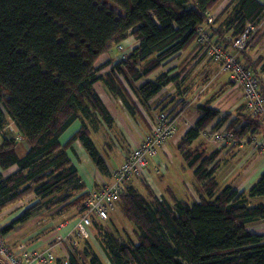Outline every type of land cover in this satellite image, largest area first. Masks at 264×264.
<instances>
[{
	"label": "trees",
	"instance_id": "obj_1",
	"mask_svg": "<svg viewBox=\"0 0 264 264\" xmlns=\"http://www.w3.org/2000/svg\"><path fill=\"white\" fill-rule=\"evenodd\" d=\"M219 1L0 0V132L8 135L11 120L28 148L19 157L18 143L0 138V214L31 196L36 199L0 226V237L39 210L58 207L61 212H86L88 192L71 160H77L73 146L79 144L95 171L110 178L91 129L98 122L113 125L93 85L102 82L130 116L140 113L128 91L131 83H140L138 99L145 105L168 86L173 100H183L187 69L207 58L208 47L195 44L196 30ZM232 4L219 23L220 15L214 16L210 32L211 39L228 50L247 27L257 29L264 20V0H233ZM128 36L137 46L111 65L108 75H98V60ZM197 48L200 51L194 52L187 69L188 56L162 71L172 59ZM245 51L239 53L238 63L257 75L264 99V78L257 72L264 71L262 59L252 60ZM118 74L125 77L128 88ZM196 111V121L181 133L178 151L200 186V201H181L167 191L169 204L145 186L148 201L130 184L118 202L136 238L120 242L100 226L103 222L91 220L108 264H264V234L247 231L264 221V203H256L264 198V170L246 191L238 192L232 185L219 190L215 169L221 153L206 154L195 143L205 129L219 128L230 116L216 122L220 111L212 102L198 105ZM76 122L78 129L62 144L61 138ZM226 128L237 146L259 135L264 142V114L249 115L244 106L236 109ZM77 242L87 246V264H103L84 239L73 245ZM70 248L75 251V246ZM73 254L56 257L54 264H79ZM0 264L5 263L0 259Z\"/></svg>",
	"mask_w": 264,
	"mask_h": 264
},
{
	"label": "rangeland",
	"instance_id": "obj_2",
	"mask_svg": "<svg viewBox=\"0 0 264 264\" xmlns=\"http://www.w3.org/2000/svg\"><path fill=\"white\" fill-rule=\"evenodd\" d=\"M232 1L233 0H220L210 12V14L214 15L215 17L220 15L218 23L222 18L230 13L233 6ZM254 30L255 31L253 32L250 42L247 46V50L245 49L246 51H244L249 55V57H251L252 60L261 58L263 65L262 68H264V20L261 22L260 27L258 26L257 29ZM124 46V50L130 52L132 48L137 46V42L133 37L128 36L127 40L124 42ZM193 47L196 46L194 45ZM197 51H200V49L197 48L196 51L190 49L186 53H182V55L172 59L165 66H163L162 71L176 66L188 56L190 61L187 59V61L184 63V68L187 69L192 63V55ZM118 56L119 55L115 49L111 50L106 55H103V57L100 59V63L99 61L96 63L98 68L97 71H102L104 72L103 75L106 73V75H108L110 69L106 71V66L115 65L117 63L116 59ZM187 71L188 78L181 89V96H183L181 98H183L184 103L187 105L184 106L183 104L184 110L182 111V116L179 120L176 119L179 135H176L169 142V144L167 143V145L163 148V153L159 152L156 159L147 160L148 170L142 178H133L131 182V184L133 182L135 183V188L148 201L149 199L144 191L145 186L149 187L159 198H164L169 204L170 202L166 196L167 191L172 192L174 197L181 201L189 203L200 201L202 193L200 186L195 182L192 172L187 169L183 159L181 158L180 152L178 151L180 139L182 138L181 133L185 129L183 122L184 120H189V122H191L189 118L194 116L198 105L204 104L206 102H212V106L220 111V115L216 122L227 116H230L225 125L227 127V124L233 120L236 109L239 106H243L240 95L241 92H237L236 90L232 91L227 75L221 73L218 66L212 64L209 60H207V58L204 57L203 59H200V61L195 65L189 67ZM258 76L264 78V71H258ZM118 77L125 87L128 88L129 85L125 77V80L120 74H118ZM138 86V82L131 83L128 91L133 101L139 107L140 113L135 116H130L123 108L121 102H116V105H114V101L110 99L109 103L115 108L117 119L115 120L111 115L113 119V125L111 127H107L101 122H98L91 129L92 139L99 151L105 155L109 154L114 160L120 162V165L134 150L139 147V138L144 136L149 131L148 120L151 119L153 114L159 112L160 110H167L171 108L174 100H176H173V94L168 95L172 90V87L170 86L171 89L169 88L164 90L156 100H152L153 102H149L147 105H145L138 99L139 96L136 89ZM104 88V84L99 82L95 84L93 91L95 93H101ZM177 111H179V107L175 108V112ZM175 112L174 118L176 117ZM190 124H192V122ZM75 126L79 127V122L75 123ZM226 127L225 129H227ZM72 134V129L66 132L61 138V143L63 144ZM261 141H263V139L261 135H259L254 137L251 143L243 142L239 146L236 144L231 146L230 149H227L228 146H225L226 148L222 146H212L211 144L206 143V141H204L200 136L199 140L196 141L195 144L203 146L206 154H211L217 150L221 153L217 160L215 169V177L218 182L219 190H221L223 187L232 185L235 181H238V174L243 175L242 172L247 171L245 173V177L243 178V182H246V180L249 178L252 179L254 176L258 175L263 164H256V159L264 162V152L256 146V144ZM17 146L22 148L23 143H20ZM24 146H26L25 142ZM74 146L76 150H78L77 148H80L79 144H75ZM79 159L80 158L78 155L77 160ZM75 160L76 159L73 158L75 165H80L79 169H83L81 161L76 160V162ZM80 179L82 181L81 177ZM238 190H241V188L239 187ZM27 200L28 201L23 200L21 205H18L16 209H12L10 214L15 212V216H17L28 207L34 205L36 201L34 197L31 201L30 199ZM57 208H53L49 211L39 210L33 214V216L37 213L40 214L45 212L46 214L35 224L33 230L35 235L33 237L38 238V240H42L49 236V238L45 239V242L48 244L51 241V234L55 232L58 224L62 223L63 225L68 226L75 219H78L83 215L82 218L86 217L90 223L89 237L82 239L87 242L86 244H89L91 250L97 256H99L103 264H108V260L102 250L100 242L96 239L95 231L92 226L91 220L95 222L93 218L96 216L92 214H86V212L80 215V211L78 209H68L61 212ZM53 212H55L57 215L50 214ZM4 216H6V214ZM33 216L31 218H33ZM2 220H4V218ZM100 226H102L103 229L109 231V233L112 235L116 236V239L120 242L125 243L124 239L126 238H136L133 226L122 218V206L120 202H116L114 211ZM29 229L32 228L29 227ZM247 231L251 233L264 234V221H260L252 226H248ZM19 235H21L19 241L25 240L27 236L26 234ZM78 239L79 237L75 234L67 239L63 238L62 244L65 256H69L70 254L74 253L73 256H75V259L79 264H87V259L84 254V250L87 247L85 246V242H77L76 245H73V242H76ZM38 242L39 241H37V243ZM37 243L34 245L32 244V246H37ZM28 246L26 247L29 249L32 248ZM70 246H75V251H72ZM52 253L55 258L61 256L62 254V252H58L56 250H52Z\"/></svg>",
	"mask_w": 264,
	"mask_h": 264
},
{
	"label": "built area",
	"instance_id": "obj_3",
	"mask_svg": "<svg viewBox=\"0 0 264 264\" xmlns=\"http://www.w3.org/2000/svg\"><path fill=\"white\" fill-rule=\"evenodd\" d=\"M214 22V15L207 14L206 21L199 25L196 30L195 44L197 46L208 47L207 58L219 66L221 73L227 75L231 90L241 92L245 113L254 117L262 116L264 114V99L260 97L258 77L251 69L245 68L237 60L239 53L244 51L246 43L250 41L255 31L254 28L247 27L240 37L229 43L231 49L228 50L222 43L211 39L210 32ZM227 40L230 41L229 38ZM115 49L119 55L116 59L117 62L124 59L128 53L124 50V42L116 45ZM180 103H182L181 99L176 102L175 106ZM175 106L153 114L151 119L148 120L149 131L139 138V147L118 168L111 170L109 183L102 184L99 189H92L88 192V198L84 203L86 214L95 215L99 221L105 222L114 211L115 204L119 201L120 195L130 186L132 179L142 178L146 174L148 170L147 160L153 159L158 155L160 150H163L167 143L176 135H179L176 119H180L181 112H175ZM189 126L186 124L185 128ZM225 127V125L217 129L209 127L202 132L201 137L204 141L214 144L216 147L228 146L227 149H230L231 146L236 144V141L234 140L233 133L228 132ZM7 132L8 135L6 136H3V133L0 132V138L24 144L22 136L18 133L17 128L11 120L8 121ZM256 146L264 152L263 141L258 142ZM81 218L71 222L68 225L70 227L68 231H64L65 226H60L56 236L57 241H61L63 238L67 239L73 234L79 238H88L90 222L86 217ZM0 259L5 264L55 263V257L51 248L29 249L22 245L12 251L8 248L5 239L2 237H0Z\"/></svg>",
	"mask_w": 264,
	"mask_h": 264
},
{
	"label": "crops",
	"instance_id": "obj_4",
	"mask_svg": "<svg viewBox=\"0 0 264 264\" xmlns=\"http://www.w3.org/2000/svg\"><path fill=\"white\" fill-rule=\"evenodd\" d=\"M103 57V56H102ZM101 57V58H102ZM117 57V56H116ZM115 57V58H116ZM100 58V59H101ZM100 59L98 60L99 61V63H100ZM110 66L111 65H108V66H106L107 68H105V70L107 71L108 69H110ZM96 68H97V66H96ZM259 69V68H258ZM165 70H167V69H165ZM103 73L104 72H102V71H99L98 72V75H100V76H103ZM140 84V83H139ZM94 86L95 85H93V87H92V89H94ZM170 88V86H168V87H166V89H164V90H167V89H169ZM163 90V91H164ZM163 91L161 92V93H163ZM171 92V91H170ZM97 93V92H96ZM160 93V94H161ZM159 94V95H160ZM97 95H98V97L101 99V101H102V103H103V105L105 106V108L107 109V111L109 112V114H110V116L112 115L113 116V118L116 120L117 118H116V112H115V108L109 103V100L111 99V100H113L114 101V105H116V102H118V103H120V101H118V100H115L111 95H110V93L107 91V89H105L104 88V90L101 92V93H97ZM159 95H157L154 99H152L153 101L154 100H156L157 99V97H159ZM169 95V94H168ZM152 100H150L149 102L151 103V102H153ZM187 104L186 103H184V106H186ZM172 106H174V104L172 105ZM184 106H183V104L181 105V106H179V112H181V114H180V116H182V111L184 110L183 108H184ZM190 120H191V122H192V124H193V122L194 121H196V119H197V111L195 112V114H194V116L193 117H190L189 118ZM191 122H189V120H184V122H183V125H184V127L186 126V124H188V125H192V124H190ZM77 123V122H76ZM224 125H226V124H223V125H221V126H224ZM72 129V133L74 134L75 132H76V130L78 129V126H75V123L72 125V127L69 129V130H71ZM68 130V131H69ZM67 131V132H68ZM72 134V135H73ZM202 138V137H201ZM203 139V138H202ZM204 140V139H203ZM206 143H208L207 141H206ZM77 144V143H76ZM169 144V143H168ZM208 144H210V143H208ZM75 145V144H74ZM212 146H214V144H211ZM236 145V144H235ZM79 147H80V145H79ZM216 147V146H215ZM73 148H74V151H75V153H76V155H77V159H78V155H79V160L81 161V164H82V168L83 169H79V166L77 165H75V163L73 162V158H71V160H72V162H73V164L75 165V167H76V169H77V171H78V173H79V175H80V177L82 178V181H83V183H84V185H85V187H86V191L87 192H89V191H91L92 189H94V184H96L97 185V188L96 189H99L100 188V185H102V184H107V183H109V179L110 178H104V177H101L96 171H95V168H94V166H93V164L91 163V161L89 160V158L86 156V154L83 152V150H82V148L80 147V148H77L78 150H76L75 149V146H73ZM27 145L26 146H24V144H23V147L22 148H19V147H16V153H17V155L19 156V157H22V156H24L25 155V153L27 152ZM159 152H162L163 153V150H160ZM101 154H102V156H103V158L105 159V161H106V163H107V165H108V168L110 169V172H111V170H114V169H116V168H118L119 167V165H120V162H118V161H116V160H114L109 154H107V155H105V154H103L102 152H101ZM157 158V155L153 158V159H156ZM79 160H77V161H79ZM257 160V162H256V164H258V165H262L263 164V166H261V170L259 171V173H258V175L257 176H254L252 179H248V180H246V182H243V178L245 177V173L247 172V171H245V172H242L243 173V175H240V174H238L239 175V179H238V181H235L233 184H232V186H233V188L234 189H236L238 192H242V191H246L252 184H253V182L258 178V176H259V174L264 170V162H261V161H259L258 159H256ZM76 161V160H75ZM76 161V162H77ZM134 182L131 184L133 187H135L134 186ZM241 188V190H238V188ZM138 191V190H137ZM139 192V191H138ZM27 199H30V201L33 199V196H31V198L29 197V198H27ZM27 199H24V201L26 200V201H28ZM23 201H20L19 203H17V204H15L14 206H12V207H10V208H8V209H6V210H4L1 214H0V226L1 225H3V224H6L9 220H11L14 216H15V212L13 213V214H10L11 213V211H12V209H16V207L18 206V205H21V203H22ZM256 203H264V198L263 199H259V200H256ZM44 211V210H43ZM41 212V211H40ZM6 214V216H4ZM50 214H56L55 212H53V213H50ZM49 214V215H50ZM46 214H45V212L44 213H40V214H36V215H34L33 216V218H31L29 221H27L26 223H24V224H22L21 226H19L18 228H16V230L15 231H13V232H11V233H9V234H7L6 236H4V239H5V241H6V243H7V245H8V247L12 250V251H14L17 247H19V246H22V245H24L25 247L26 246H28V245H30V246H28V247H32V248H51L52 250H56V251H58V252H62V254H61V256H65V252H64V249H63V244H62V242H63V239L61 240V241H57V239H56V236H57V233H58V231H59V228H60V226H65V228H64V231H68L69 229H70V227H68L67 225H63L62 223L61 224H58L57 225V227H56V230H55V232H53L52 234H51V241L47 244L46 242H45V239H47V238H49V236L48 237H45L44 239H40V240H38V238H36V237H33L34 235H35V233L33 232V230H34V227H35V224L39 221V219L41 218V217H44ZM57 215V214H56ZM4 216V217H3ZM4 218V220H2ZM37 218V219H36ZM65 224H67V223H65ZM29 227H31L32 229H29ZM20 229V230H19ZM19 234H26L27 236H26V238H25V240H21V241H19V238L21 237V235H19ZM65 235V234H64ZM31 240V241H30ZM28 241V242H27ZM37 241H39L38 243H37ZM26 242H27V244H26ZM35 243H37V246H32V244L34 245ZM27 248V247H26ZM31 248V249H32Z\"/></svg>",
	"mask_w": 264,
	"mask_h": 264
},
{
	"label": "clouds",
	"instance_id": "obj_5",
	"mask_svg": "<svg viewBox=\"0 0 264 264\" xmlns=\"http://www.w3.org/2000/svg\"><path fill=\"white\" fill-rule=\"evenodd\" d=\"M126 40H127V39H126ZM126 40H125V41H126ZM125 41H124V42H125ZM172 93H173V91H171V93H170L169 95H171ZM178 100H179V99H178ZM178 100H176V101L174 102V106H175V104H176V102H177ZM182 104H184V100H182V103H180V104H178L177 106H175V108L181 106Z\"/></svg>",
	"mask_w": 264,
	"mask_h": 264
},
{
	"label": "bare ground",
	"instance_id": "obj_6",
	"mask_svg": "<svg viewBox=\"0 0 264 264\" xmlns=\"http://www.w3.org/2000/svg\"><path fill=\"white\" fill-rule=\"evenodd\" d=\"M237 92H238V91H237ZM259 93H260V97L263 98V97H262V94H261V90H260V85H259ZM240 95H241V94H240ZM241 99L243 100V96H242V95H241Z\"/></svg>",
	"mask_w": 264,
	"mask_h": 264
}]
</instances>
